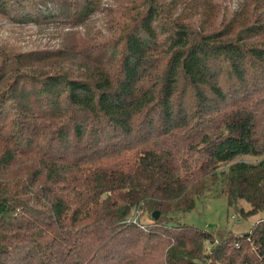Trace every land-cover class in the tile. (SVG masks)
<instances>
[{"label":"trees","instance_id":"1","mask_svg":"<svg viewBox=\"0 0 264 264\" xmlns=\"http://www.w3.org/2000/svg\"><path fill=\"white\" fill-rule=\"evenodd\" d=\"M114 2L0 0L22 24L110 14L80 72L0 44V264H264V218L170 222L209 192L264 211V0Z\"/></svg>","mask_w":264,"mask_h":264},{"label":"rangeland","instance_id":"2","mask_svg":"<svg viewBox=\"0 0 264 264\" xmlns=\"http://www.w3.org/2000/svg\"><path fill=\"white\" fill-rule=\"evenodd\" d=\"M124 2L126 0H116ZM218 6H228L232 9L239 0H215ZM109 4L112 0H106ZM116 3L113 0V4ZM252 4V3H247ZM110 19L107 12H96L91 19L83 25L72 26L70 24L47 23L36 25L33 23H17L0 15V44L9 51H27L32 49L53 50L62 47L60 55L53 63L46 62L42 65L45 69L49 66L64 67L67 71L80 72L87 68L88 64L83 55L73 53L76 47L82 45L90 36L95 35L101 27ZM64 47V48H63ZM65 50V51H64ZM45 56V55H43ZM52 56V55H48ZM41 65V64H40ZM39 63L34 66L39 67ZM4 82L0 84L3 86ZM262 156H242L247 162H257ZM239 208L247 210L248 205L243 200L238 202V207L228 206L222 196L212 192L196 200L195 206L189 211H176L171 214L172 223H184L203 228L214 235L216 240L227 236H235L250 230L253 224L264 218V211L245 216L238 211ZM150 214L144 213L140 221L149 223ZM206 251L210 243L206 242Z\"/></svg>","mask_w":264,"mask_h":264},{"label":"water","instance_id":"3","mask_svg":"<svg viewBox=\"0 0 264 264\" xmlns=\"http://www.w3.org/2000/svg\"><path fill=\"white\" fill-rule=\"evenodd\" d=\"M158 216H159V212H158V211H154V212L152 213V218H153V219H157Z\"/></svg>","mask_w":264,"mask_h":264},{"label":"built area","instance_id":"4","mask_svg":"<svg viewBox=\"0 0 264 264\" xmlns=\"http://www.w3.org/2000/svg\"><path fill=\"white\" fill-rule=\"evenodd\" d=\"M136 218H134L133 220L135 221Z\"/></svg>","mask_w":264,"mask_h":264}]
</instances>
